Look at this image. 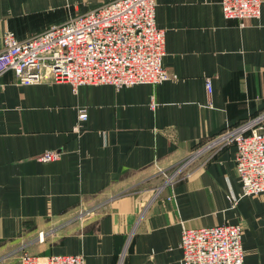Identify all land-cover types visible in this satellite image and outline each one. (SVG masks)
<instances>
[{
  "label": "crops",
  "instance_id": "1",
  "mask_svg": "<svg viewBox=\"0 0 264 264\" xmlns=\"http://www.w3.org/2000/svg\"><path fill=\"white\" fill-rule=\"evenodd\" d=\"M108 1L0 0V50L7 29L25 39ZM156 21L171 73L162 82L75 91L0 74V264H20L24 250L181 264L183 226L224 222L242 223L245 264H264V196H241L235 141L168 178L204 142L264 116V2L242 20L222 0H157ZM48 149L62 153L40 160Z\"/></svg>",
  "mask_w": 264,
  "mask_h": 264
},
{
  "label": "built area",
  "instance_id": "2",
  "mask_svg": "<svg viewBox=\"0 0 264 264\" xmlns=\"http://www.w3.org/2000/svg\"><path fill=\"white\" fill-rule=\"evenodd\" d=\"M263 2L222 0L223 12L227 18L257 17ZM156 6L157 0H110L63 22L51 23L25 39L7 29L0 50V74L12 69L22 83L66 81L75 91L88 83H110L121 88L140 82H162L171 73L163 63L165 30L157 24ZM206 83L211 92L210 77ZM79 118H88L85 106L79 108ZM263 118L230 126L204 142L168 178L175 179L188 171L212 147L235 141L241 196H264V125L259 124ZM61 153L60 149H48L39 159H58ZM243 232L240 222L183 226L181 264H245ZM40 238H44L43 230ZM20 264H86V257L83 252L34 254L24 250Z\"/></svg>",
  "mask_w": 264,
  "mask_h": 264
}]
</instances>
